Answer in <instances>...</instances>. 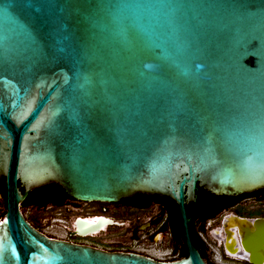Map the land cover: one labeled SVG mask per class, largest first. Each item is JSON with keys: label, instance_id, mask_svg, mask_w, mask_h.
<instances>
[{"label": "water", "instance_id": "obj_1", "mask_svg": "<svg viewBox=\"0 0 264 264\" xmlns=\"http://www.w3.org/2000/svg\"><path fill=\"white\" fill-rule=\"evenodd\" d=\"M0 182V264H207L185 211L196 189L264 190V0H0ZM48 185L85 204L169 198L186 257L41 235L21 205ZM212 235L264 264V218L230 214Z\"/></svg>", "mask_w": 264, "mask_h": 264}, {"label": "flooded vegetation", "instance_id": "obj_2", "mask_svg": "<svg viewBox=\"0 0 264 264\" xmlns=\"http://www.w3.org/2000/svg\"><path fill=\"white\" fill-rule=\"evenodd\" d=\"M233 198L231 203H229V207L226 209L222 207L221 211L216 215H205L197 226L200 239L202 240L204 238L209 241L211 246L209 248L205 245L207 248L203 255L199 252L200 256L207 264H218L214 259L213 253H216L215 255H217L221 264H247L246 262L227 257L223 252L222 243L214 240L212 234L213 231L221 228L222 218L230 214L244 219L264 218V206L261 205L264 203V194L255 195V193H253ZM48 199H51V201H48ZM45 200H47V203H32L26 208L30 210L32 215L29 219H25L34 230L49 239L64 240L74 244L88 245L87 243H89L91 245L88 246L97 248L96 244L90 243L87 239H91L98 234L110 232L113 228H124L122 237L128 242L129 247L126 246L119 250L105 249L106 251L134 253L151 258L155 261L164 262H173L183 258L181 254L184 240L182 242L175 237L174 232L176 224L172 221L170 213L160 200L149 199L146 202L135 203L122 201L116 204L93 203V205L91 204L90 206L85 203L73 201L69 198L60 200V196H58L56 192H51L47 194V196L40 198L39 202ZM254 206L258 207L255 208ZM97 216L108 218L116 225L105 227L99 233L88 235L84 238L72 235L75 229L74 220L77 217L90 219ZM72 217H74L73 226L68 230L65 224ZM45 229H51V232L44 233ZM58 229H62L63 231L67 229V233H65L64 236L52 233L54 230L57 231ZM152 250H167L169 254V256H167L168 260L166 258H157L151 253Z\"/></svg>", "mask_w": 264, "mask_h": 264}, {"label": "trees", "instance_id": "obj_3", "mask_svg": "<svg viewBox=\"0 0 264 264\" xmlns=\"http://www.w3.org/2000/svg\"><path fill=\"white\" fill-rule=\"evenodd\" d=\"M19 189H20V191H22L21 187H19ZM51 192H56L57 195L60 196V200L61 199H67V197L65 196L63 191L58 186L48 185V186L36 189L33 192H31L27 196L25 201L22 203L21 209L25 210L32 203H36V204L47 203V200H45L43 202H41V201L39 202V200H40V198L47 196V194H49ZM258 194L263 195L264 190L255 192V195H258ZM0 196L2 198V204H3V211L1 213V216H3V214H4V183L3 182H0ZM195 196H196V202L195 203H186L185 204V211H186L187 217L190 218V235H191L192 244L194 245L196 250H198V252H200L201 255H203V253L205 252V249L207 247L202 242V240L200 239V236L198 234L197 226H198L200 220L203 219V217L205 215H216L217 213H219V211H221L222 207L226 209L227 207H229V203H231V201L234 198L217 197V196H214V195L206 192L203 188H200V187H198L196 189ZM151 197H153V198H151ZM149 199L160 200L164 203L168 212L170 213L172 221H174L176 224L174 235L177 239H180L183 242L182 228H181V224H180L179 214L177 211V207L172 200H170L169 198H166V197L158 198L156 196L136 195L133 198L125 200V201L126 202L130 201V202L135 203V202H146ZM48 201H51V199H48ZM220 205H224V206H220ZM181 255H182V257L186 256V250L184 248V245H183V251H182Z\"/></svg>", "mask_w": 264, "mask_h": 264}, {"label": "rangeland", "instance_id": "obj_4", "mask_svg": "<svg viewBox=\"0 0 264 264\" xmlns=\"http://www.w3.org/2000/svg\"><path fill=\"white\" fill-rule=\"evenodd\" d=\"M91 204H87V205L91 206ZM261 205L264 206V203ZM258 206H260V205H258ZM258 206H254V207L257 208ZM2 211H3V204H2V199L0 198V218L2 217L1 216ZM21 211H22V213L26 219H29L32 215L29 209H25V210H21ZM73 219H74V217H72L65 224V226L68 228V230L71 229L73 226ZM48 232H51V229H45L44 230V233H48ZM52 233H56L59 236H64L65 233H67V229L64 231L62 229H58L57 231L54 230ZM123 234H124V228H122V229L113 228L112 230H110V232L98 234L91 239H87V241H90V243L96 244V247L99 249H104V250L105 249L106 250L118 249L119 250L121 248H125L126 246L129 247L128 242L125 241L124 238L122 237ZM87 244L91 245L89 243H87ZM151 253L159 259L166 258L168 260L167 256H169V254H168L167 250L166 251L152 250Z\"/></svg>", "mask_w": 264, "mask_h": 264}, {"label": "built area", "instance_id": "obj_5", "mask_svg": "<svg viewBox=\"0 0 264 264\" xmlns=\"http://www.w3.org/2000/svg\"><path fill=\"white\" fill-rule=\"evenodd\" d=\"M202 240H203V242L205 243V245H206L207 247H209V248L211 247L210 244H209V241L205 240L204 238H203ZM215 254H216V253H213L214 259L216 260V262H218V264H221L219 258H218L217 255H215Z\"/></svg>", "mask_w": 264, "mask_h": 264}, {"label": "bare ground", "instance_id": "obj_6", "mask_svg": "<svg viewBox=\"0 0 264 264\" xmlns=\"http://www.w3.org/2000/svg\"><path fill=\"white\" fill-rule=\"evenodd\" d=\"M218 241L220 242V239H218ZM235 252H236V251H234V252H231V253H232V254H235ZM244 258H245V257H244Z\"/></svg>", "mask_w": 264, "mask_h": 264}]
</instances>
